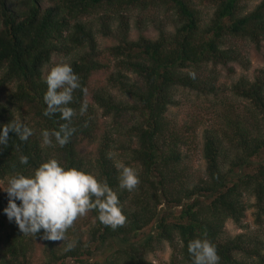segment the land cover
<instances>
[{
	"label": "trees",
	"instance_id": "16d2710c",
	"mask_svg": "<svg viewBox=\"0 0 264 264\" xmlns=\"http://www.w3.org/2000/svg\"><path fill=\"white\" fill-rule=\"evenodd\" d=\"M46 1L42 6L43 0H0V88L13 86L0 103V125L18 117L33 130L25 142L9 133V146H0V181L7 184L17 172L32 176L41 163L55 158L65 168L106 181L117 193L127 222L113 230L93 210L68 230V240L77 243L66 251V242L41 239L43 230L35 236L22 233L5 214L8 199L3 198L0 220L7 233L0 237V264H153L145 256L162 242L171 249L168 264H192L188 242L204 238V233L216 246L220 264H264L257 236L227 237L223 231L226 220L239 225L246 210L245 195L254 199L256 223L264 213V69L255 70L251 81L240 78L230 88L235 98L247 102L245 108L227 109L219 118L218 130L211 125L203 128L204 177L194 184L189 185L183 174L180 149L193 141L197 125L188 135L187 128L175 130L165 117L167 107L174 105V89L203 96L215 92L208 78L196 75L203 66L242 62L228 45L230 40L248 41L255 48L264 41V0L248 12L244 5L250 0ZM203 3L212 9L207 22H202L198 6ZM160 10L167 14L164 20L153 17ZM133 12L141 14L135 28L141 31L143 23L150 25L155 39L127 38ZM88 17L92 20L85 21ZM166 25L172 26V32L166 31ZM95 34H115L116 44L99 50ZM52 55H75L69 64L102 116L118 117L124 110L109 88L130 99L128 109L135 120L126 131L133 144L125 166L137 171L141 181L137 190L120 188L121 169L110 154L115 139L93 116L90 105L79 115L87 94L80 89L69 105L77 111L72 121L76 132L69 143L64 147L54 140L53 146L43 144L42 131L58 130L64 123L59 114L43 115L47 85L42 69ZM129 75L136 80L130 82ZM100 77L102 86H88ZM20 155L28 157L27 164L19 162ZM148 227L150 233L134 241ZM110 241L116 248L108 258L92 260L94 252ZM36 245L40 258L35 255Z\"/></svg>",
	"mask_w": 264,
	"mask_h": 264
},
{
	"label": "clouds",
	"instance_id": "9594fccd",
	"mask_svg": "<svg viewBox=\"0 0 264 264\" xmlns=\"http://www.w3.org/2000/svg\"><path fill=\"white\" fill-rule=\"evenodd\" d=\"M192 75L194 78L195 74ZM45 83L47 90L43 100L46 109L43 115L51 117L59 114L64 123L59 125L58 130H43L42 141L46 146H53L54 140L55 144L64 147L76 132L72 121L77 111L69 107L74 102L73 93L80 89L86 94L87 89H82L80 77L67 62L57 63L48 69ZM87 109V103H82L79 115L83 116ZM84 126H87V122ZM9 133H15L20 141L25 142L33 135V130L18 117L0 125V146L3 148L9 146ZM19 162L27 164L28 157L20 155ZM118 168L121 169L120 188L130 192L137 190L141 183L137 171L123 164L118 165ZM0 190L8 196L5 214L10 221H15L22 233L35 236L43 230L41 239L66 242V251L73 250L77 243L68 240V230L73 228L79 218L93 210L98 212V220L113 230L127 222L117 193L106 181H100L83 170L65 168L55 158L41 163L32 176L19 172L11 175L6 187ZM16 201H19V205ZM203 236L188 242L187 250L192 257V264H220L216 246L207 239L206 233Z\"/></svg>",
	"mask_w": 264,
	"mask_h": 264
},
{
	"label": "rangeland",
	"instance_id": "374dc122",
	"mask_svg": "<svg viewBox=\"0 0 264 264\" xmlns=\"http://www.w3.org/2000/svg\"><path fill=\"white\" fill-rule=\"evenodd\" d=\"M46 0H43L42 6H46ZM197 4V0H195ZM259 0H250L245 3L244 12L250 11ZM201 12L202 22H207L211 17L212 9L208 7L205 3L198 5ZM153 17H158L160 20H164L167 16L165 12L155 11L152 13ZM141 14L131 13L129 19V29L127 38L129 40H136V38L141 35L147 39L153 40L156 37V31L150 25L143 23L141 25V31H138L135 28V20ZM146 15V14H142ZM92 17H88L85 21H91ZM168 22V21H167ZM114 29V24L110 28ZM166 31L172 32V26L166 25ZM115 34L110 36H101L95 34V42L99 50H104L108 47H111L116 44ZM230 48L235 49L240 56L243 58L242 62H229L225 65H206L200 69L199 73H196L200 78H208L212 84L215 92L210 95H200L195 92L176 88L173 90V100L174 105L168 106L165 112L166 119L173 124L175 130L188 129V135L192 134L191 129L194 125L197 127L193 133V141L180 149L181 156V167L183 168V174L186 175V179L189 185L194 184L197 180L204 177V161L201 157V135L204 127L212 126L217 130L220 128L222 121L219 119L227 109L232 108L233 106L239 109L246 107L247 102L242 101L239 98H235L230 88L235 84L240 78L251 81L254 76V71L258 69H264V41L259 43L258 48L248 42L240 40H230L228 43ZM74 56H68L66 58L60 55H52L49 59V62L42 69V76L46 77L48 69L60 62L69 63L73 60ZM129 81L133 82L136 78L133 75L128 76ZM98 82L91 80L88 86L95 87L103 82V77L97 79ZM13 90L12 85H5L0 88V103L3 104ZM108 93L112 96L115 102H120L124 106V110L120 113L118 117L112 118L111 116H102L101 110L96 108L92 103L90 98V91L87 92L84 101L87 105L92 107L93 116H95L100 123H103L104 127L108 128L112 132V136L115 139V145L111 151V156L115 161L116 166L128 162L127 150L133 144V139L127 135L126 131L134 123L135 117L130 112L128 107L131 104V101L128 97L119 94L115 90L108 89ZM181 128V129H180ZM5 181H0V189L6 187ZM8 199L7 193L3 190H0V199ZM244 202L246 205V210L243 214L242 219L239 222V225H234L230 220H226L223 225L224 235L227 237H233L237 234L242 233H251L254 236H257L262 243V249L260 254L264 256V213L260 217L261 222L256 223L254 219L255 208L253 207L254 199L250 196H244ZM2 226H0V237L1 234L7 233V226L5 222L3 223L0 220ZM3 227V231H2ZM151 228L148 227L143 230V234H139L134 241L142 239L143 235L150 233ZM116 248V244L113 241L106 243L99 250L94 252L92 260L99 262L104 261L108 258L111 252ZM36 258H40V249L35 247ZM171 255V249L169 246L162 242L155 247L153 251L146 254L145 259L153 264H168L169 258ZM68 262V261H65Z\"/></svg>",
	"mask_w": 264,
	"mask_h": 264
}]
</instances>
